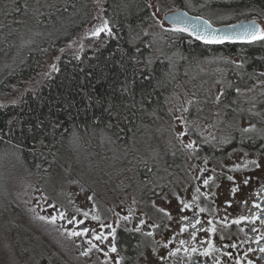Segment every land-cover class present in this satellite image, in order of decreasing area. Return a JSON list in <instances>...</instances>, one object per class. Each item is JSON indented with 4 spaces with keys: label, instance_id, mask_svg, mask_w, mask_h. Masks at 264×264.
<instances>
[{
    "label": "flooded vegetation",
    "instance_id": "af4514ba",
    "mask_svg": "<svg viewBox=\"0 0 264 264\" xmlns=\"http://www.w3.org/2000/svg\"><path fill=\"white\" fill-rule=\"evenodd\" d=\"M96 1L101 11L105 1ZM239 6L244 5H227ZM179 7L184 5L181 3ZM198 14L205 16L202 12ZM96 15L94 28L105 21L101 12ZM243 19L250 17H230L213 23L220 25ZM246 43H207L222 46L221 52H231L220 53L212 48L207 56L219 54L241 59ZM253 44L260 45L264 51V41ZM212 68V72L224 74L226 78L216 112L206 118L200 119L197 115L188 118L180 123L182 128H177V121L183 119L176 116L172 152V146H162L156 159L159 161L136 162L137 181L131 176L122 178L121 184L116 183V189L111 188L113 197L106 202L103 188L111 185L100 183L95 195L98 205L95 212L66 209L49 200L46 207L36 212L43 216L64 212L65 219L56 221V227H52L57 229L54 232L41 227L34 232L29 230L27 237L20 235L15 226L16 237L19 234L27 243L23 253L30 256L36 254V250L44 251L51 264H264V252L260 251L264 248V239H260L264 236V223H261L264 220V63L224 64ZM16 103V98L8 101V104ZM201 120L204 123H200ZM136 139L130 141L122 153L130 150ZM190 142H195L193 148L187 147ZM116 163L117 160H111L100 165L98 174L107 175L116 168ZM184 204L191 207L185 208ZM258 213L259 219H254ZM93 216H98L99 220L92 219ZM241 216L249 219L233 223ZM69 219L73 220L71 224ZM102 224L111 228L101 227ZM85 227L90 230L86 235H68L72 230L80 231ZM112 228L116 230L114 238L109 235ZM92 230L108 239L96 240ZM113 243L116 252L111 251ZM93 244L96 247H92ZM193 248L195 252L191 251ZM18 250L22 252L21 248ZM205 250H210V254L203 255ZM85 252L88 254L84 255Z\"/></svg>",
    "mask_w": 264,
    "mask_h": 264
},
{
    "label": "trees",
    "instance_id": "16d2710c",
    "mask_svg": "<svg viewBox=\"0 0 264 264\" xmlns=\"http://www.w3.org/2000/svg\"><path fill=\"white\" fill-rule=\"evenodd\" d=\"M104 1L101 11L96 0H37L33 5L30 0H6L4 4L6 25L17 29V23L32 15L53 32L41 37L0 80L1 237L14 234L5 230L4 221L8 208L16 203L10 194L12 179L4 181L3 167L15 166L39 181L54 155L69 148L78 158L84 150L93 171L116 161L130 141L171 111L178 75L169 59L154 54L152 28L159 23L149 0ZM228 2L250 8L248 16L264 9V0ZM96 12L104 15L111 35H91ZM172 29H164L161 42L178 50L179 69L199 64L212 48L231 53L199 41L190 32ZM242 55L245 64L264 63L260 45L247 42ZM13 98L17 103L8 104ZM16 253L15 246L12 256Z\"/></svg>",
    "mask_w": 264,
    "mask_h": 264
},
{
    "label": "rangeland",
    "instance_id": "374dc122",
    "mask_svg": "<svg viewBox=\"0 0 264 264\" xmlns=\"http://www.w3.org/2000/svg\"><path fill=\"white\" fill-rule=\"evenodd\" d=\"M30 1L33 5L37 0ZM149 1L159 23V25L152 28L156 37L154 54L169 59L173 64L175 74L178 75L170 113L160 117L152 127H148L147 131L138 136L134 145L130 147L131 149L120 154L116 168L110 170L107 175L98 174L96 168L93 171L89 168L84 150L79 151L78 158L69 148L61 149L54 155L47 173L39 181L30 174L21 173L15 166L3 167L4 181L7 177L12 179L10 194L16 203H12L13 207L8 208L7 212H10V214L7 215L4 221L5 230H9L14 234L4 233L1 237L2 228L0 227V264H51V260L44 255V251L42 253V251L36 250V254L30 256L23 253V247L27 243L22 240L19 234L17 237L15 236L14 220H17L16 224L18 226L16 229L20 235L27 237L29 230L34 232L41 230V227L45 229L44 231L49 232L57 230L52 228L56 227V223L52 224L39 219L43 215L36 212V210L46 207L49 200L53 204L58 203L66 209H83L88 212H95L98 209L95 195H97L100 183L104 186H108L109 183L111 185L108 189L103 188V198L106 202L112 196L110 194L112 192L111 188L116 189L118 184H121L122 178L131 176V179L137 181L139 172L135 169L136 162L149 159L159 161L156 159L159 156V148L162 146H172V152L176 116L183 119V121H177V128H182L183 126L180 123L188 120V118H194L196 115L200 119L206 118L216 112V108L221 103L219 97L224 88L222 82L226 78L223 77L224 74L212 72V66L229 65V62L232 64H245V61L243 58L240 59L235 56L216 54L214 57L202 58L199 64L179 69L178 59L181 55L178 50H175L174 47L162 46L161 42L164 29L169 26L163 20L165 13L179 8L182 3L191 9L202 12L215 23L230 17H258L261 27L264 28V10H257V13L248 16V11H252L250 8L247 6L227 7V5H230V3H227L228 0H220L221 3L215 0ZM5 3L6 0H0V80L24 60L27 51L35 48L41 37L48 36L53 32L52 28L37 24L32 15L17 23V29H15V25H12L14 27L6 25L4 21V17L7 18ZM220 5H226V7H220ZM256 14H261V16L259 17ZM92 25L94 26V22H92ZM9 28L11 31L8 32ZM200 123H204V121L201 120ZM247 124L252 127L248 122ZM198 128L201 127L198 126ZM105 176H107L106 180L104 179ZM104 181L107 182L104 183ZM111 206V208H115L113 205ZM34 210L35 212H33ZM54 235L56 234L54 233ZM47 236L49 235L47 234ZM19 243L21 246H18V249L21 248L22 252L18 250V255L16 253V256H12L13 249Z\"/></svg>",
    "mask_w": 264,
    "mask_h": 264
},
{
    "label": "snow or ice",
    "instance_id": "6c2138e0",
    "mask_svg": "<svg viewBox=\"0 0 264 264\" xmlns=\"http://www.w3.org/2000/svg\"><path fill=\"white\" fill-rule=\"evenodd\" d=\"M243 31L240 33L236 34V39L242 38L244 39L246 42L248 43H253V42H257V41H264V28H259L256 25H248V26H242ZM173 31L176 32H190L191 35L195 36L196 39L198 40H204L206 43H224L225 40H232L234 39V37H230V36H216V35H212L207 31V28H205L204 32L201 33L200 31H196V30H192L189 29L188 27H175L174 29H172ZM102 32H107L109 35L112 34L111 32V28L108 25V22L105 20L101 25L97 26L91 33L92 36H99ZM53 67L55 68V65H53ZM251 129H245V131H250ZM195 142H190L187 147L188 148H193L194 147ZM249 163L252 164H257L256 161H250ZM258 166V165H257ZM239 167V166H237ZM229 179H233L232 177H229ZM205 184L208 183V180L204 181ZM245 184L248 183V180L246 179L244 181ZM236 189H233V192H235ZM181 203L183 204V201H181ZM185 208H190L191 205L190 204H184ZM257 207H259V205H257ZM160 211H164V209H160ZM201 211H205V209H201ZM85 216H87V213H84ZM39 219L44 220L46 222L55 224L56 221L58 219L63 220L65 219V213L64 212H60L58 215H53V216H40ZM92 219L94 220H99L98 216H93ZM123 219H128V217H123ZM184 219H187V217L185 216ZM249 219V217H245V216H241L238 220L233 221V223L235 224H239L242 220H247ZM254 219H259V213L257 214V216ZM73 222L72 219L68 220V223L71 224ZM78 223H83V221H78ZM141 223L143 224V221H141ZM197 223H199V221H197ZM261 223H264V220L261 221ZM101 227H109L111 228V225H101ZM140 229H136V231H139ZM213 232L215 231V228L213 227L211 229ZM67 231V230H65ZM90 230L85 227L80 231H76V230H72L70 232H68V235L71 237H79V236H83L86 235ZM115 233L116 230L114 228H112V231L109 233V235H111L113 238L115 237ZM92 234L95 236L96 240H107L108 236H104L103 234H97L95 232V230H92ZM148 235H152V233H148ZM260 239H264V236H261ZM89 243L91 244L92 242L89 241ZM183 243V241H182ZM234 246V245H233ZM92 247H96V245H92ZM88 251H91V248L88 249ZM111 251L112 252H116L117 248L116 245L113 243L111 245ZM179 251V250H177ZM192 252H195L196 249L193 248L191 250ZM261 252H264V248L260 249ZM84 255H87L88 252L83 253ZM210 254V250H205V252L203 253V255L207 256ZM249 264H251V262H249Z\"/></svg>",
    "mask_w": 264,
    "mask_h": 264
},
{
    "label": "water",
    "instance_id": "95a60500",
    "mask_svg": "<svg viewBox=\"0 0 264 264\" xmlns=\"http://www.w3.org/2000/svg\"><path fill=\"white\" fill-rule=\"evenodd\" d=\"M163 19L171 24L181 27H188L189 29L200 31L201 33L204 32L205 28L207 31L216 36H230L234 37L232 40H225V42H238V41H245L242 38L236 39V34L243 31L242 26L248 25H256L260 28V22L255 19H248V20H241L232 23H224L219 26L214 25L208 18L190 13L186 9L178 8L172 11L167 12ZM205 42L204 40H200Z\"/></svg>",
    "mask_w": 264,
    "mask_h": 264
},
{
    "label": "bare ground",
    "instance_id": "6f19581e",
    "mask_svg": "<svg viewBox=\"0 0 264 264\" xmlns=\"http://www.w3.org/2000/svg\"><path fill=\"white\" fill-rule=\"evenodd\" d=\"M6 40H7V39H6ZM86 42H87V41H86ZM239 44H240V43H239ZM54 45H55V44H54ZM85 45H86V44H85ZM85 45H84V46H85ZM88 45H89V44H88ZM48 70H49V69H48ZM153 72H154V71H153ZM18 108H19V107H18ZM251 133H252V132H251Z\"/></svg>",
    "mask_w": 264,
    "mask_h": 264
}]
</instances>
